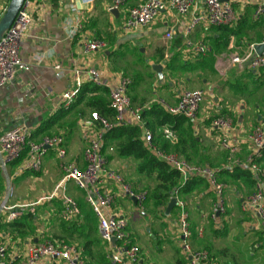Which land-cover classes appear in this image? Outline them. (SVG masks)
I'll return each instance as SVG.
<instances>
[{"label":"crops","instance_id":"0c3cea01","mask_svg":"<svg viewBox=\"0 0 264 264\" xmlns=\"http://www.w3.org/2000/svg\"><path fill=\"white\" fill-rule=\"evenodd\" d=\"M146 1L129 0L125 8L112 13V0H34L32 29L23 39L20 52L30 69L20 72L13 83L0 89V137L21 126L31 132L35 141L47 136H58L67 150V160L84 168L83 154L93 132L87 122L93 112H99L91 104L100 101L110 104L109 90L106 89V93L93 91L96 86L87 71L96 69L104 82L113 87L123 78L132 79L129 75L132 73L134 79L129 96L134 106L145 107L144 139L147 131L153 132L155 149L176 154L193 165L216 171L226 187V213L216 221L210 218L216 196L201 176L188 175L182 178L186 192L173 197L178 198L179 206L170 217L165 216V211L172 198L162 207L153 202L154 205L147 210L146 204L144 209H139L129 199L136 207L134 210L142 217L148 216L149 212L158 213L159 220L154 223L156 229L149 228L148 232L159 233L163 238L157 248H150V252L156 256L152 262L149 254L141 248L140 264H189L180 238V204L185 206L189 214L193 232L190 243L195 250L207 252L216 264H264V223L254 212L242 210L246 197L254 193L257 181L249 165V158L254 153L250 136L256 128L264 129V69L253 71L240 65L227 64L232 54L243 56L251 45L264 43V17L259 21L254 20L259 0H226L237 18L233 25L212 27L202 23L189 36L186 31L193 17L206 14V0H196L193 10L186 16L165 10L150 27L124 32L121 27L129 10ZM3 9L0 7V18ZM74 17L81 20L83 31L78 37L69 39L64 23ZM169 32L173 33V38L167 40ZM92 38L103 39L108 47L91 56H84L83 43ZM188 39L194 44L209 45L212 53L197 55L187 46ZM172 61H175L179 69L176 72L167 70V64ZM56 65H61L63 69L64 77L61 79L56 77ZM154 65L163 67V82L154 73ZM174 78L181 80L179 84L175 85L172 81ZM199 81L203 83L201 90L208 93L209 98L202 104L198 120L184 121L179 125L166 124L172 126L178 135L177 142H167L157 133L160 128L157 124L161 118L152 113V108L159 105L169 112L161 101L171 107L175 106L181 92L188 85L193 86L189 90L198 89ZM78 84V99L69 110H64L60 103L61 96ZM221 115L232 118L233 125L229 130H216L212 127L213 120ZM110 121L114 123V119ZM226 138L238 149L236 165L231 164L228 152L221 146ZM118 143L106 141L104 145L103 151L110 168L120 172L125 179L132 178L133 187L139 192H145L141 190L147 186H143V181L148 182L149 179L137 174V161L118 157ZM259 164L264 168V156ZM29 166L27 153H24L7 170H0V213L4 217L0 216V242L6 246V260L23 262L29 247L44 241L66 243L65 240L81 239L87 242L83 249L78 244H69L77 245L89 264L85 255L93 250V246L86 245L93 233H97L98 242L104 246L105 257L103 263H90L110 264L107 259L108 245L101 242L98 220L91 222L85 219L86 211L82 215L77 201L80 215L74 220L80 218L77 228L89 229V239L80 238L77 232L72 234V230H67L72 222L63 225L61 204L65 203L60 196L41 202L33 213L27 210L24 216L31 214L34 220L26 222L23 217L15 222L8 221L7 214L1 211L3 203L8 207L37 203L50 197L64 176L55 149L48 150L41 172L35 173ZM73 186L74 183L67 185V195L70 197ZM107 187L116 195L112 216H132L125 205L128 198L123 197L121 189L113 183ZM84 200L81 202L85 204ZM87 205L84 210H87ZM40 218L44 219L42 224L38 222ZM133 221L136 226V223H142L139 216H136V220L133 218ZM199 229L204 231L202 237L198 234ZM170 233L172 238H165ZM133 238L137 243L138 238L135 235ZM174 242L178 243V250Z\"/></svg>","mask_w":264,"mask_h":264},{"label":"built area","instance_id":"2783aa9c","mask_svg":"<svg viewBox=\"0 0 264 264\" xmlns=\"http://www.w3.org/2000/svg\"><path fill=\"white\" fill-rule=\"evenodd\" d=\"M128 1L112 0L111 10L119 11L125 8ZM195 3L196 0H147L145 3L129 10L121 28L124 32L146 29L165 10H172L180 16H186L191 13ZM33 5L34 0H24L15 21L0 41V89L13 83L20 72L30 69V65L21 58L20 52L23 39L27 37L32 29ZM205 5L206 14L193 17L186 31L187 36L202 23L212 27H225L231 26L237 21L232 6L226 0H206ZM6 9H3L2 16ZM262 17H264V0H259L254 12V20L259 21ZM64 30L69 39L78 37L83 31L81 20L78 17L68 18L64 23ZM172 38L173 33H167L166 39L170 40ZM186 44L197 55L206 56L212 53V48L205 43L194 44L188 39ZM107 47L108 44L103 39H88L83 43L82 54L91 56L107 49ZM255 47L256 45H251L243 56L232 54L227 64L231 66L240 65L253 71L263 70L264 56H259ZM55 70L58 79L64 77L61 65H56ZM77 74L79 75L80 72H77ZM87 75L96 87L109 90L110 108L115 112L114 123L99 112L91 114V119L87 122V125L93 132L83 154L84 168H80L76 163L67 160V150L62 146V139L58 136H47L40 141H35L31 132L22 126L15 127L4 133L0 137L1 171L7 170L24 153H27L30 170L35 173L41 172L48 150L55 149L64 176L50 197L44 198L37 203L13 207H8L3 203L1 211L7 214L9 222H15L22 219L27 210L33 213L34 208L41 202L50 201L60 196L65 203L61 219L65 222H72L80 215L78 203L67 195V185L73 182L79 190L85 193L87 203L97 216L101 238L108 245L107 259L110 264H140L141 249L134 242L133 235L129 231L127 219L125 217L112 216L111 214L116 202V195L107 186L109 183L118 186L123 197L136 200V205L139 209H144L148 200V193L137 191L120 172L110 168L103 149L106 136L115 125H135L144 128L143 116L145 107L133 105L129 96V90L133 84L131 78H123L117 86L113 87L104 82L101 73L96 69H89ZM79 94L80 84L76 88L66 91L61 96L60 103L62 108L69 110L78 99ZM204 96L205 92L201 89H185L181 92L179 101L175 106L171 107L162 101L161 104L172 115L181 116L189 121L196 122L201 112ZM232 125L233 120L228 115L218 116L212 123L214 129L222 131L229 130ZM157 133L169 143H175L178 140V135L172 126H162L157 129ZM153 140L154 133L147 131L145 136L147 146L160 159L177 170L182 177L197 175L206 179L216 196V202L212 206L210 218L216 221L218 217L225 214L226 187L219 180L216 171L193 165L176 154L158 151L153 145ZM250 141L253 145L254 153L249 158V165L257 181L254 193L246 197L242 204V210L244 212H254L264 223V168L259 164L260 159L264 156V129L256 128L250 136ZM221 146L223 150L228 152L231 164L236 165L235 156L238 153V149L233 147L227 138L222 141ZM180 207L182 209L179 215L180 238L182 239V250L189 259V264H216L207 252L195 250L192 247L190 240L193 237V232L189 222V214L183 204H180ZM203 233V229H199L198 234L200 237H202ZM112 239H116L115 247L112 245ZM6 252V246L0 242V264H41L43 262L47 264H87L77 245L62 242L44 241L31 245L28 249L26 260L20 263L8 262L6 260Z\"/></svg>","mask_w":264,"mask_h":264},{"label":"trees","instance_id":"16d2710c","mask_svg":"<svg viewBox=\"0 0 264 264\" xmlns=\"http://www.w3.org/2000/svg\"><path fill=\"white\" fill-rule=\"evenodd\" d=\"M167 70L170 72H176L179 69L175 66V61L167 64ZM93 91H104L108 92L106 89H101L94 87ZM101 115L109 119L115 118V112L110 108L105 102H98L91 104ZM151 113V112H150ZM149 113V114H150ZM152 113L157 115L161 120L158 122V126L162 127L166 124H177L184 121H189L188 119L175 116L164 110L159 105H155L152 108ZM146 117L144 113L143 118ZM150 127V125L148 124ZM106 141H117L118 143V157L121 159H134L137 161L136 172L138 175L145 177L146 179L153 180L156 186L151 190L150 200L153 201L156 206H164L168 201L175 197L177 194L185 193L186 185L183 186L182 175L172 167H170L165 161L160 159L152 149H150L144 139L143 128L140 126H118L115 127L107 134ZM149 199V198H148ZM64 209V204H61V210ZM91 212H86L84 214L85 219H90L91 222H96L97 216L90 208ZM34 220V216L29 214L24 216V220ZM63 225H67L66 222L62 221ZM98 222V221H97ZM67 230H72L75 234H79L80 238L89 239V229L87 227L77 228V223L72 224ZM66 243H70L65 241ZM104 242V241H101ZM105 243V242H104ZM106 244V243H105ZM91 245V241L86 245V247Z\"/></svg>","mask_w":264,"mask_h":264},{"label":"rangeland","instance_id":"374dc122","mask_svg":"<svg viewBox=\"0 0 264 264\" xmlns=\"http://www.w3.org/2000/svg\"><path fill=\"white\" fill-rule=\"evenodd\" d=\"M0 7L7 8L8 7V2H5V1H1L0 0ZM148 70L150 71L149 68H148ZM154 73L157 75V73L155 71H154ZM129 75L132 77V79H134L132 73H130ZM172 81L175 83V85H177V84H179V81H181V80H176V78H174ZM145 85H147V84H145ZM191 87H193V86L192 85H188V87L185 88V89H193ZM146 89H148V86L146 87ZM198 89H203V83H202V81H199V83H198ZM208 98H209L208 93L205 92L204 102ZM204 102L202 104H204ZM90 112L91 111H89V113ZM126 179L128 181H130V183H132V184L134 183L133 182L134 180H132V178H126ZM70 183H73V182H70ZM144 185H147L146 188L143 187L141 190L148 193V198L149 199L147 200L148 203H146V208H145L147 210V208H151L154 205L153 201L150 202L151 201L150 200V197H151V190H153L155 188L156 183L153 180H149L148 182H144L143 181V186ZM75 187L76 186H73V189H72L73 190V194H70V195L73 198H75L78 203H80L79 205L81 207L82 215H83L84 211H86V212H89L90 211L91 212L89 206L87 205L86 201L84 200V197H85L84 196L85 195L84 192L81 191V190H79V189H77V188H75ZM9 188L11 190V187H9ZM79 198H81V200H79ZM82 199L85 201V204L87 205V210H84V207L86 208V205L81 202ZM125 205L127 206V208L132 213V216L131 215H127V217H126V219L128 221V224H129V231L132 234L134 233L133 236L135 235L138 238V242L136 244L140 247V249L143 248L144 251L147 254H149V259L152 262V261H154V259H156V256L153 255L150 252L151 251L150 248L151 249L157 248L159 246L161 240L163 239L161 236H159V233L158 234H155L153 232L152 234H150L148 232L149 228H152V227L155 228V224H154L156 222L155 220H157V221L159 220L158 219V216H157L158 213L156 211H153V212H149L148 216L142 217V216H140V213L139 212H137V211L134 210V209H136V207L129 201V199L126 200ZM36 214H38V213H36ZM0 216L2 218H4L2 216V213H0ZM136 216H139V218L142 221L141 224L136 223L137 226L134 225V221H133V218H135V220H136ZM40 219H39L38 222H40L42 224L44 222V219H41V220ZM79 220H80V218H78L77 220L72 221L71 224L78 223ZM25 221L28 222V220H25ZM96 235H97V233L96 234L93 233V235L89 239V241H91V244L93 246V250L91 249L89 251L88 255H85V257L87 258L86 260H87V262H89V264H92L90 262H93V261H95V262L97 261V263L98 262L99 263H103V258L105 257V249H104V246L100 242H98V239H97ZM165 238H170L171 239L172 238L171 233L170 234H167V236ZM65 241L78 244L82 249L85 246V243H87L86 241H83L81 239L65 240ZM174 247L176 248V250H178V248H179L178 243L174 242ZM141 253H142V251H141ZM104 262H105V260H104ZM227 264H231V263L228 262ZM233 264H236V263H233Z\"/></svg>","mask_w":264,"mask_h":264},{"label":"water","instance_id":"95a60500","mask_svg":"<svg viewBox=\"0 0 264 264\" xmlns=\"http://www.w3.org/2000/svg\"><path fill=\"white\" fill-rule=\"evenodd\" d=\"M8 7L6 12L0 19V41L6 32L10 29L13 22L15 21L19 10L21 9L24 0H7ZM117 10H112V13H116ZM255 50L259 56H264V43L256 45ZM153 70L157 73L158 78L161 82L164 81L163 67L161 65H154ZM136 203V200H133ZM179 206L178 198H172L168 203L167 209L165 211V216L170 217L172 211ZM113 247L116 246V239H112Z\"/></svg>","mask_w":264,"mask_h":264}]
</instances>
